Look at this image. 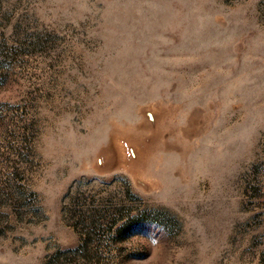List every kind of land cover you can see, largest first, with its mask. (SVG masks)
Wrapping results in <instances>:
<instances>
[{
	"label": "rangeland",
	"instance_id": "374dc122",
	"mask_svg": "<svg viewBox=\"0 0 264 264\" xmlns=\"http://www.w3.org/2000/svg\"><path fill=\"white\" fill-rule=\"evenodd\" d=\"M0 264H264V0H0Z\"/></svg>",
	"mask_w": 264,
	"mask_h": 264
},
{
	"label": "trees",
	"instance_id": "16d2710c",
	"mask_svg": "<svg viewBox=\"0 0 264 264\" xmlns=\"http://www.w3.org/2000/svg\"><path fill=\"white\" fill-rule=\"evenodd\" d=\"M116 236L120 240L128 236V221H125L124 223L121 224ZM92 241H93V233L91 230H89L84 235V241H83V244L80 245V247H78L77 249H73V250H66L64 251V253L67 254V258L69 257L75 258L76 255H79V256L81 255V257L83 258L85 257L86 260H91L93 258L91 255H93L94 252L91 253L90 251H92L91 249L95 248L91 245Z\"/></svg>",
	"mask_w": 264,
	"mask_h": 264
}]
</instances>
